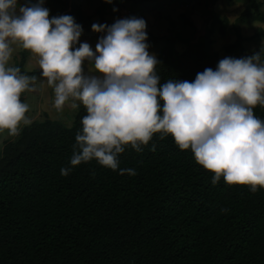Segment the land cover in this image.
Here are the masks:
<instances>
[{"label":"trees","instance_id":"16d2710c","mask_svg":"<svg viewBox=\"0 0 264 264\" xmlns=\"http://www.w3.org/2000/svg\"><path fill=\"white\" fill-rule=\"evenodd\" d=\"M243 1L232 26L237 39L224 52L245 57L260 51L262 61L264 45L245 50L241 35L242 26L264 22L262 4ZM104 7L100 0V14ZM66 10L61 2L56 17L70 15L79 25L88 19L76 8ZM205 15L202 32L194 29L189 37L176 33L175 22L169 21L156 57L160 84L193 82L197 73L216 69L209 21L215 18L224 36L228 19H217L214 9ZM246 39L264 40V29ZM20 56L13 67L24 75L35 73L24 69L27 50ZM253 111L264 120V107ZM86 114L81 105L70 126L45 116L22 125L20 134L0 147V264H264V189L252 193L223 178L213 185V173L195 162L190 149L180 150L171 136L154 134L141 152L126 146L116 171L93 160L62 176ZM125 168L135 169L136 175L120 174Z\"/></svg>","mask_w":264,"mask_h":264},{"label":"clouds","instance_id":"9594fccd","mask_svg":"<svg viewBox=\"0 0 264 264\" xmlns=\"http://www.w3.org/2000/svg\"><path fill=\"white\" fill-rule=\"evenodd\" d=\"M43 3L18 6L17 0H0V133L15 137L21 124L32 123L21 94L35 90L37 76L7 66L16 45L36 57L41 77L53 89L57 113L68 102L73 110L86 109L62 176L93 160L116 171L126 146L141 152L159 133V139L171 136L180 150L190 149L195 162L213 173V185L223 178L252 193L264 189V120L253 111L264 107L260 51L225 57L215 70L197 73L193 82L160 84L159 61L147 50L143 18L94 23L92 30L104 35L93 50L87 42L75 47L83 29L72 16L50 19ZM86 61L91 72L84 69ZM125 173L136 175L133 168L120 169Z\"/></svg>","mask_w":264,"mask_h":264},{"label":"rangeland","instance_id":"374dc122","mask_svg":"<svg viewBox=\"0 0 264 264\" xmlns=\"http://www.w3.org/2000/svg\"><path fill=\"white\" fill-rule=\"evenodd\" d=\"M45 5L43 7L49 10V18L56 17L57 13L60 10V4L53 3V0H44ZM170 0H156V1H144L141 2L140 0H112V3H106L105 0V7L101 11L100 14V0H70V8L78 9L83 19L88 18L85 22L82 23L83 26L82 34L79 38V42L75 47H79V43L87 42L93 50H95V46L98 42V39L104 35V33L94 32L92 30V25H111L117 19H123L127 17H138L143 18L146 21V33H147V40L145 41L149 47L148 52L150 54H154L156 57L159 51L164 47V40L162 39L163 36L167 35L168 23L169 21L175 22L174 31L184 37H189L194 32V29L197 30L194 33L202 32V30L197 29L195 26L194 21L199 22L200 19L198 17L206 15L203 14L202 10L204 11L208 9L205 8L207 3H205V7L197 8L198 6L202 5V0H183V2L189 1L192 3L194 8L193 11L190 12L188 17L184 15V13L179 9V3H183L182 0H172V4H169L170 10H166L165 3H169ZM214 3V16L219 19L226 17L228 19V23L226 25V34L221 36L218 32L219 23L216 22L215 18H210L212 20L209 21V27L214 28V33L212 34L213 43L210 45V50L212 52L217 53L218 55V62L225 57H233V58H241L240 52L237 51L232 54H227L224 52V47L232 44L237 39L232 26L235 19L239 16L241 11L245 7V2L243 0H215ZM36 3V0H17V5H24L26 3ZM262 6L260 8L261 12L264 13V0H259ZM198 5V6H197ZM196 6V7H195ZM208 6V5H207ZM117 9L113 11V9ZM243 8V9H242ZM165 9V10H163ZM163 10V11H161ZM198 11L202 14L199 15ZM184 16L190 24H186L184 19L181 17ZM190 18L193 19V22L190 21ZM205 20V19H204ZM198 24V23H197ZM260 29H264V22H251L242 26L241 28V35L244 38L242 40V47L245 50H253L260 48L264 45V40L256 41V40H248L249 36L256 34ZM204 31V30H203ZM197 35V34H196ZM151 36L156 37L157 39H152ZM13 53L8 62L9 67H13L21 58L20 54L22 52V48L12 45ZM264 62V59L262 60ZM24 69L27 72L35 71L33 74H28V76H37V81L35 85L34 91H25V103L29 105V111L27 117L30 118L32 121H42L45 116H47L51 120H59L62 121L65 125L70 126L73 113L75 110L71 109L68 106V103L65 104L63 111L57 113L54 109L53 102H54V92L53 89L46 85V81L43 80L41 77V70L39 69L36 57L33 56L29 50H27V58L26 62L24 63ZM84 69L86 72H91L92 65L89 64L87 61L84 63ZM23 124H21L22 126ZM20 126V127H21ZM14 137L8 135L7 131L0 133V147L2 144L7 141L11 140Z\"/></svg>","mask_w":264,"mask_h":264},{"label":"crops","instance_id":"0c3cea01","mask_svg":"<svg viewBox=\"0 0 264 264\" xmlns=\"http://www.w3.org/2000/svg\"><path fill=\"white\" fill-rule=\"evenodd\" d=\"M176 2H177V0H175ZM203 2H202V5L201 6H198L197 8L199 9V8H202V7H205V3L208 1H205V3H204V0H202ZM61 2L62 3H66L67 4V6H68V10H66L65 12H69L70 11V0H53V3H55V4H61ZM182 2H183V0H182ZM178 3V2H177ZM46 3H45V1H44V3H43V5H45ZM165 4H167L166 5V10H170L171 11V8H169V4H172V0H170L169 1V3H165ZM207 5H208V3H207ZM206 5V7L205 8H207V9H211V10H213L215 7L213 6V5H211L210 4V6H207ZM179 9H181V11L184 13V15L186 16V17H188L189 18V14H190V12H192L193 10V8H194V6L192 5V3H190L189 1H186V2H183V3H179ZM193 7V8H192ZM196 7V6H195ZM195 9V8H194ZM243 9V8H242ZM163 10H165V9H163ZM163 10H161V11H163ZM65 12H62V13H60V14H63V13H65ZM202 12H203V14L205 15L206 13H207V10H205L204 9V11L202 10ZM59 13V12H58ZM57 13V14H58ZM198 13H199V15L200 14H202L200 11H198ZM202 18V17H201ZM200 17H198L197 19H200V21L199 22H196V20L194 21V23H195V26H196V28L197 29H201V28H204V26L206 25V20H207V17H204L203 16V20L201 19ZM205 19V20H204ZM190 21H192L193 22V19L192 18H190ZM198 23V24H197Z\"/></svg>","mask_w":264,"mask_h":264}]
</instances>
